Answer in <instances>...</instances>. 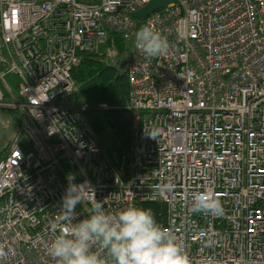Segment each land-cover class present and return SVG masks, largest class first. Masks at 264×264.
<instances>
[{"label":"built area","instance_id":"1","mask_svg":"<svg viewBox=\"0 0 264 264\" xmlns=\"http://www.w3.org/2000/svg\"><path fill=\"white\" fill-rule=\"evenodd\" d=\"M150 1L113 10L112 0H0V109L19 111L20 123L0 159V264H58L49 248L71 227L61 213L69 175L92 189L81 190L73 223L95 200L108 214L151 209L191 264H264V0H176L146 17L140 29L169 47L151 59L135 48L125 68L131 123L119 166L84 120L87 106L72 102L80 55L128 44L140 30L132 14ZM169 180L174 191L161 194ZM209 190L222 217L189 211Z\"/></svg>","mask_w":264,"mask_h":264},{"label":"clouds","instance_id":"2","mask_svg":"<svg viewBox=\"0 0 264 264\" xmlns=\"http://www.w3.org/2000/svg\"><path fill=\"white\" fill-rule=\"evenodd\" d=\"M121 0H112L113 10ZM134 47L143 51L148 59L166 54L168 42L151 27L141 28L135 35ZM126 68V67H125ZM126 104V103H125ZM154 139L158 129L145 131ZM68 187L62 197L61 213L71 227L52 241L49 254L58 264H106V260L93 252L92 245L98 244L106 250L111 264H191L185 247L176 236L164 228L151 209L128 207L115 214L104 211V204L95 200L88 218L77 219L76 207L82 202L81 190H92L87 182L75 183V176L69 175ZM161 194L171 193L175 184L169 180L158 184ZM192 214L222 217V203L212 191L197 192L192 196ZM209 239L205 246H211ZM6 254L0 246V257Z\"/></svg>","mask_w":264,"mask_h":264},{"label":"trees","instance_id":"3","mask_svg":"<svg viewBox=\"0 0 264 264\" xmlns=\"http://www.w3.org/2000/svg\"><path fill=\"white\" fill-rule=\"evenodd\" d=\"M112 48V59L98 53H83L78 66L72 72V79L75 86L74 101L84 100L91 107L106 103L109 107L104 111H86L84 120L93 130L104 155L115 165L128 152L131 118L124 109L129 93L126 72L125 68H119L127 56L128 45L120 39H114ZM2 110L15 112L19 116V111ZM6 152L7 149L0 159Z\"/></svg>","mask_w":264,"mask_h":264},{"label":"rangeland","instance_id":"4","mask_svg":"<svg viewBox=\"0 0 264 264\" xmlns=\"http://www.w3.org/2000/svg\"><path fill=\"white\" fill-rule=\"evenodd\" d=\"M100 50L104 51L105 53L107 52L103 48H101ZM107 55H110L107 57H109V59H112V57L114 56V49H112L111 53ZM124 56L125 53L123 54V57ZM111 63H113V61H111ZM6 81L9 86L13 89V92L17 94L20 88V81L18 80V77L14 76L13 74H10L8 77H6ZM19 126L20 123L18 114L16 115L15 112L10 113L8 111L6 112L0 109V158L4 153L5 149H8L13 139L17 136Z\"/></svg>","mask_w":264,"mask_h":264},{"label":"water","instance_id":"5","mask_svg":"<svg viewBox=\"0 0 264 264\" xmlns=\"http://www.w3.org/2000/svg\"><path fill=\"white\" fill-rule=\"evenodd\" d=\"M175 0H151L145 7L137 10L132 14V18L137 22V30L140 29L142 22L148 17L150 14L157 12L169 4L174 3ZM135 35L128 42V50L126 58L120 64V70H123L127 64L130 62L134 55L135 47H134Z\"/></svg>","mask_w":264,"mask_h":264},{"label":"bare ground","instance_id":"6","mask_svg":"<svg viewBox=\"0 0 264 264\" xmlns=\"http://www.w3.org/2000/svg\"><path fill=\"white\" fill-rule=\"evenodd\" d=\"M177 3V1L175 0V2L174 3H172V4H169L168 6H166L165 8H163V9H161V10H159V11H157V12H154V13H152V14H155V13H162V12H164L168 7H170L171 5H174V4H176ZM187 0H181V2H180V5H182V7H186L187 6ZM151 15V14H150ZM134 54H135V51H134ZM82 55V54H81ZM80 55V56H81ZM107 56V55H106ZM134 56V55H133ZM73 93H74V91H73ZM72 93V102L74 103V104H78L79 102H81V103H83V104H85L86 106H87V108H88V110H92V109H95L96 107H98V106H96V107H91V106H89L84 100H78V101H74L73 100V98H74V94ZM102 104H106V103H102ZM102 104H100V105H102ZM87 110V111H88Z\"/></svg>","mask_w":264,"mask_h":264},{"label":"crops","instance_id":"7","mask_svg":"<svg viewBox=\"0 0 264 264\" xmlns=\"http://www.w3.org/2000/svg\"><path fill=\"white\" fill-rule=\"evenodd\" d=\"M105 154V153H104ZM106 156V155H105ZM115 165H117V166H119L120 165V162L118 163V164H115Z\"/></svg>","mask_w":264,"mask_h":264}]
</instances>
